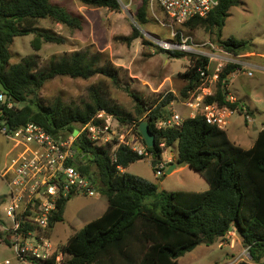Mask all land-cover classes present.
Here are the masks:
<instances>
[{"label":"trees","instance_id":"trees-1","mask_svg":"<svg viewBox=\"0 0 264 264\" xmlns=\"http://www.w3.org/2000/svg\"><path fill=\"white\" fill-rule=\"evenodd\" d=\"M81 1L116 11L121 8L119 0ZM149 2L141 0L137 9L135 18L141 26L149 22ZM239 3L240 0H220L208 17L194 18L187 27H206L225 48L238 55L249 46V41L233 36L223 39L222 31L230 9ZM42 19H51L70 29H80L83 23L80 15L51 0H0V80L11 96L6 103L0 101V118L12 127L36 122L52 133H72L104 109L124 124L135 123L143 144L155 158L177 143V161H187L209 183V188L202 191L162 190L157 183L127 172L133 163L146 156L120 145L115 161L112 144L99 147L81 134L77 145L87 158L77 163V168L93 178L96 188L99 181L97 189L107 196L108 206L101 216L68 237L62 246L65 264H180L179 258L185 253L200 244H214L231 230L238 232L249 247L251 259L264 264V126L253 145L245 148L233 141L226 129L207 122L202 114L185 117L178 128L158 129L157 119L165 117L162 108L175 98L173 93L150 107L142 97L131 93L136 100L137 120L133 112L109 104L95 86L90 87L89 98L80 104H68L60 97L46 100L40 92L57 76L90 79L102 75L118 84L120 73L108 56L90 49L53 57L44 66H40L34 55L12 64L11 45L17 36L34 34L31 46L35 51L41 50L44 43L66 41L53 30L41 27ZM132 28V33L122 38L128 44L144 37L136 25ZM144 43L148 42L144 40ZM158 49L174 57H189L190 65L180 73L186 82L182 97L202 84L201 70L208 64L205 57L159 46ZM235 70L236 66H228L220 76L215 95L207 101L227 104L243 113L239 102L226 101L227 75ZM9 103L14 106L9 107ZM143 120L149 121L155 134L154 147L147 146L139 131ZM71 198L60 200L51 231L64 220L66 204Z\"/></svg>","mask_w":264,"mask_h":264},{"label":"rangeland","instance_id":"rangeland-1","mask_svg":"<svg viewBox=\"0 0 264 264\" xmlns=\"http://www.w3.org/2000/svg\"><path fill=\"white\" fill-rule=\"evenodd\" d=\"M51 1L80 15L82 27L70 29L51 19H42L41 27L53 30L65 37L66 41L62 44L44 43L41 50L35 51L31 46L34 34L17 36L11 45V63H19L28 56L34 55L40 66H44L53 57L58 58L73 51L90 49L95 52L101 51L108 56L118 68L120 77L116 84L102 75H96L90 79L57 76L44 85L40 92L42 98L53 100L60 97L68 104H80L89 98L90 87L95 86L100 90L99 92L102 91L109 104L126 112H133L137 120L138 117L134 111L136 100L131 93L142 97L149 107L159 103L165 95L173 93L175 98L162 108L165 118L173 112H179L184 118L192 116L189 108L184 105L188 92L185 98L182 97L181 92L186 82L180 77V73H183L189 65V57H174L166 52H159L158 45L153 42V39L156 37L170 40V29L163 27L154 18L150 7L149 22L141 26L135 18L141 0H119L121 8L118 11L107 7L86 5L81 0ZM157 13L161 17L164 16L160 10H157ZM133 25L140 29L144 37L134 39L128 44L122 38L132 33ZM183 31L185 33V28ZM186 32L193 35L197 41L218 40L216 35L206 27L195 29L187 27ZM231 36L248 40L249 46L240 53L248 54L244 57L248 61L244 70H235L227 75L228 90L237 97L243 113L234 111L226 130L235 140L238 135L237 139L243 147H250L264 125V70H262L264 67V0H240L238 5L230 9V15L223 27L222 38L227 39ZM144 40L148 43H144ZM22 105L17 104L18 107ZM250 113L252 119L248 121L247 115ZM128 126L132 129L127 137L130 138L132 134H135L137 141L142 142L136 125L128 124ZM14 149V144L0 134V204L9 193L8 184L1 174L8 168ZM177 152V143L165 149L161 157L166 166L163 169L164 173L160 176L156 175L153 162L149 157L133 163L127 172L157 183L162 190L208 189L209 183L206 179L189 165L177 167L172 173L167 174L171 164L177 162ZM164 175L166 178L162 179ZM99 185L98 181L97 188ZM107 204V196L99 189L94 196H73L66 204L64 220L57 223L50 233L52 241L60 247L65 245L71 234L99 217ZM0 211L2 213V208ZM232 240L234 245H231ZM243 252H247L246 245L236 232V235H226L214 244L198 245L180 257L179 262L180 264H237L243 261L259 264L255 263L247 253L243 255ZM6 259L14 261V249L0 243V264H4Z\"/></svg>","mask_w":264,"mask_h":264},{"label":"built area","instance_id":"built-area-1","mask_svg":"<svg viewBox=\"0 0 264 264\" xmlns=\"http://www.w3.org/2000/svg\"><path fill=\"white\" fill-rule=\"evenodd\" d=\"M219 3L220 0H150L149 7L154 18L170 29V40L154 37L156 45L208 60L206 69L201 70L204 77L202 84L188 90L184 105L190 109L192 116L202 114L207 122L227 129L237 110L217 101L208 102L207 98L215 95L216 82L228 66L234 65L236 70H244L248 64L244 57L248 54L235 55L219 40L197 41L186 32L190 20L208 17ZM157 10L164 16L161 17ZM4 99L5 95L0 90V101L4 102ZM226 101L235 103L238 99L228 91ZM13 106V103H9V107ZM1 112L0 107V117ZM247 118H250L249 114ZM183 121L184 117L179 112H173L168 118L157 119L156 126L158 129L178 128ZM131 129L104 109L98 110L88 122L77 128L78 132L75 130L72 133H52L36 122L12 127L0 118V134L15 147L8 168L1 174L8 184L9 193L0 204V243L13 248L15 252L14 261L6 259L4 264H65L64 249L57 246L50 236L51 222L58 212L59 202L76 195L94 196L97 190L93 178L77 168L76 164L87 158L86 153L79 152L77 138L83 134L99 147L112 144L115 161L118 147L126 145L154 162L153 153L141 141H137L135 134L127 137ZM165 166L160 160L155 168L157 176L164 173ZM227 235L234 236L236 231L231 230ZM231 245H234V240ZM246 251L243 255H250L249 247H246Z\"/></svg>","mask_w":264,"mask_h":264},{"label":"water","instance_id":"water-1","mask_svg":"<svg viewBox=\"0 0 264 264\" xmlns=\"http://www.w3.org/2000/svg\"><path fill=\"white\" fill-rule=\"evenodd\" d=\"M0 90L3 91L5 95L4 102L5 103L8 102V100L11 99L10 91L8 88H6V86L1 80H0ZM139 131L141 132L143 138L145 139L148 147H154L156 145L155 134L150 129L149 121L143 120L139 126ZM76 132H78V130H76ZM77 147H78L79 152L84 153L82 147H80L79 145H77ZM160 160H161V156H157L152 164L154 168L157 167V165L160 163ZM186 164H187V161L185 160L171 164V166L167 170V174L172 173L173 170H175L177 167H182V166H185ZM165 178H166V175H164L162 179H165Z\"/></svg>","mask_w":264,"mask_h":264},{"label":"crops","instance_id":"crops-1","mask_svg":"<svg viewBox=\"0 0 264 264\" xmlns=\"http://www.w3.org/2000/svg\"><path fill=\"white\" fill-rule=\"evenodd\" d=\"M243 104H245L246 107H247L248 109H250V108L247 106L246 103L243 102ZM189 110H190V109H189ZM250 110H251V109H250ZM251 111H252V110H251ZM247 112H248V110H247ZM249 115H250V118L248 119V121L252 119V115H251V113H250ZM263 126H264V125H263ZM229 136H230V135H229ZM230 137H231V136H230ZM237 138H238V135H236V140L233 139V138H231V139H232L233 141H235L237 144L243 146ZM256 138H257V137H256ZM254 141H255V140H254ZM253 143H254V142H253ZM253 143H252V145H253ZM252 145H251V146H252ZM251 146H250V147H251ZM245 148H249V147H245ZM176 161H177V159H176ZM151 162H152V160H151ZM177 162H178V161H177ZM186 165H188V163H187ZM186 165H185V166H186ZM107 206H108V204H107ZM107 206H106V208L104 209V211L102 212V214H103V213L105 212V210L107 209ZM102 214H101V215H102ZM101 215H100V216H101Z\"/></svg>","mask_w":264,"mask_h":264},{"label":"clouds","instance_id":"clouds-1","mask_svg":"<svg viewBox=\"0 0 264 264\" xmlns=\"http://www.w3.org/2000/svg\"><path fill=\"white\" fill-rule=\"evenodd\" d=\"M156 159V158H155ZM162 160V159H161Z\"/></svg>","mask_w":264,"mask_h":264}]
</instances>
